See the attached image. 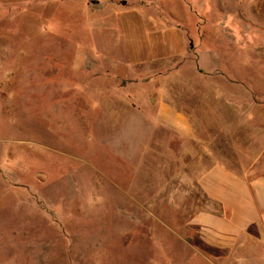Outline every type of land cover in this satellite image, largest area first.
<instances>
[{
  "label": "rangeland",
  "instance_id": "1",
  "mask_svg": "<svg viewBox=\"0 0 264 264\" xmlns=\"http://www.w3.org/2000/svg\"><path fill=\"white\" fill-rule=\"evenodd\" d=\"M216 90L264 117V0H0V264H207L185 148Z\"/></svg>",
  "mask_w": 264,
  "mask_h": 264
},
{
  "label": "crops",
  "instance_id": "2",
  "mask_svg": "<svg viewBox=\"0 0 264 264\" xmlns=\"http://www.w3.org/2000/svg\"><path fill=\"white\" fill-rule=\"evenodd\" d=\"M213 96L198 106V153L185 148L199 161L194 174L208 202L190 225L207 264H264V117L248 90ZM159 118L162 129L194 139L192 119L165 107Z\"/></svg>",
  "mask_w": 264,
  "mask_h": 264
}]
</instances>
